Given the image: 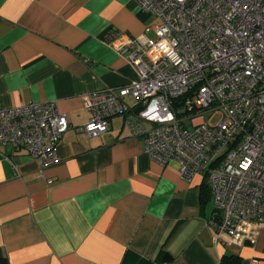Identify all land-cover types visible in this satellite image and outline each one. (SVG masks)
<instances>
[{
  "label": "crops",
  "instance_id": "crops-1",
  "mask_svg": "<svg viewBox=\"0 0 264 264\" xmlns=\"http://www.w3.org/2000/svg\"><path fill=\"white\" fill-rule=\"evenodd\" d=\"M154 23L135 0H0V106L56 101L69 122L44 178L26 149L0 143V256L9 264H224L225 254L264 264V232L218 240L205 176L186 180L176 162L153 160L127 113L99 136L82 129L85 94L135 77L104 34Z\"/></svg>",
  "mask_w": 264,
  "mask_h": 264
},
{
  "label": "built area",
  "instance_id": "built-area-1",
  "mask_svg": "<svg viewBox=\"0 0 264 264\" xmlns=\"http://www.w3.org/2000/svg\"><path fill=\"white\" fill-rule=\"evenodd\" d=\"M135 1L156 23L137 35L103 37L135 77L85 94L82 129L99 136L113 116L127 113L153 160L176 162L186 180L205 176L217 239L254 242L264 232V0ZM68 128L56 101L0 106V143L26 149L39 178L58 161Z\"/></svg>",
  "mask_w": 264,
  "mask_h": 264
},
{
  "label": "trees",
  "instance_id": "trees-1",
  "mask_svg": "<svg viewBox=\"0 0 264 264\" xmlns=\"http://www.w3.org/2000/svg\"><path fill=\"white\" fill-rule=\"evenodd\" d=\"M166 259H168V256L165 254L163 255V260ZM222 261L224 264H240L241 258L237 255L225 254ZM0 264H9V263L4 256H0Z\"/></svg>",
  "mask_w": 264,
  "mask_h": 264
},
{
  "label": "rangeland",
  "instance_id": "rangeland-1",
  "mask_svg": "<svg viewBox=\"0 0 264 264\" xmlns=\"http://www.w3.org/2000/svg\"><path fill=\"white\" fill-rule=\"evenodd\" d=\"M209 116H210L209 113H206V112H205V113L203 114V118H204L205 120H208ZM218 118H219V116L213 117V120L216 121ZM251 250H252V249H250V251H249V250H245V251H246L245 253L249 255L250 253H252ZM262 255H263V257H264L263 250H262V254H261L260 256H262Z\"/></svg>",
  "mask_w": 264,
  "mask_h": 264
},
{
  "label": "water",
  "instance_id": "water-1",
  "mask_svg": "<svg viewBox=\"0 0 264 264\" xmlns=\"http://www.w3.org/2000/svg\"><path fill=\"white\" fill-rule=\"evenodd\" d=\"M216 217V216H215Z\"/></svg>",
  "mask_w": 264,
  "mask_h": 264
}]
</instances>
